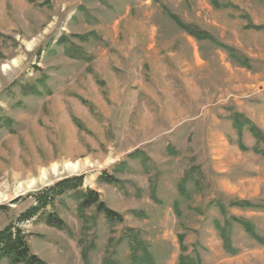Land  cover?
Listing matches in <instances>:
<instances>
[{
  "label": "rangeland",
  "instance_id": "374dc122",
  "mask_svg": "<svg viewBox=\"0 0 264 264\" xmlns=\"http://www.w3.org/2000/svg\"><path fill=\"white\" fill-rule=\"evenodd\" d=\"M217 1L0 0V230L47 264H131L132 239L156 264H264V0ZM79 176L122 222L69 195L19 220Z\"/></svg>",
  "mask_w": 264,
  "mask_h": 264
},
{
  "label": "trees",
  "instance_id": "16d2710c",
  "mask_svg": "<svg viewBox=\"0 0 264 264\" xmlns=\"http://www.w3.org/2000/svg\"><path fill=\"white\" fill-rule=\"evenodd\" d=\"M215 7H219L217 0H211ZM222 7V6H221ZM172 18L177 24L182 27L186 33L197 40L210 39L216 42L207 31L200 29L197 26L184 23L176 15L171 14ZM65 37H61L59 42H66ZM218 44V42H216ZM219 45V44H218ZM220 44L219 46H221ZM66 53L74 58L89 59L87 55L80 52L77 45L72 44L66 48ZM240 121L236 120V126L241 128ZM107 181L115 182L114 178L106 177ZM84 177L79 176L75 178H65L55 185L47 188L45 192L34 195L36 205H34L29 212H26L22 218L30 219L36 217L40 212L49 206H53L55 200L63 195L74 197L79 202V211L84 215V212L92 206H97V211L102 212L110 222H122L123 216L118 212L109 208L106 203L101 200L98 191L92 188L83 189ZM244 207H252L250 202L247 203H234ZM45 214V220L52 226L64 228L66 222L56 212L42 213L41 217ZM247 230L253 233L252 226L245 224ZM130 234V233H129ZM128 234V235H129ZM132 246V261L131 264H156L155 258L149 246H143L137 239L131 240ZM228 239H224V248L231 253L233 249L229 245ZM0 259H7L11 264H47L40 256L32 252L27 235L23 229L17 225L10 224L4 229L0 230ZM180 262L187 264L184 257H180ZM105 264H117L116 261L108 258Z\"/></svg>",
  "mask_w": 264,
  "mask_h": 264
},
{
  "label": "bare ground",
  "instance_id": "6f19581e",
  "mask_svg": "<svg viewBox=\"0 0 264 264\" xmlns=\"http://www.w3.org/2000/svg\"><path fill=\"white\" fill-rule=\"evenodd\" d=\"M66 166H68V167H72V168H74V169H78V164H76V163H74V164H67ZM81 166V165H80ZM70 167V168H71ZM43 175H44V177L46 178L47 177V173L46 172H44L43 173Z\"/></svg>",
  "mask_w": 264,
  "mask_h": 264
}]
</instances>
